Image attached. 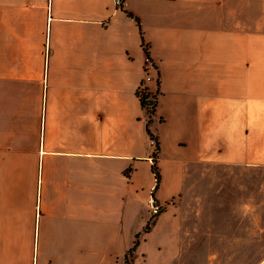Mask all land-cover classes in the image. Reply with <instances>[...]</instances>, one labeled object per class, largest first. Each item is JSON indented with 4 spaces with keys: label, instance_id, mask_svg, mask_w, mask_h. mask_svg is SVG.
<instances>
[{
    "label": "crops",
    "instance_id": "obj_1",
    "mask_svg": "<svg viewBox=\"0 0 264 264\" xmlns=\"http://www.w3.org/2000/svg\"><path fill=\"white\" fill-rule=\"evenodd\" d=\"M138 235L134 264H264V0H0V264Z\"/></svg>",
    "mask_w": 264,
    "mask_h": 264
},
{
    "label": "built area",
    "instance_id": "obj_2",
    "mask_svg": "<svg viewBox=\"0 0 264 264\" xmlns=\"http://www.w3.org/2000/svg\"><path fill=\"white\" fill-rule=\"evenodd\" d=\"M118 7H123L126 3V0H115ZM146 45L144 44V47ZM159 71V68L156 63L151 58H147L146 63L144 64L143 68V78L140 82L138 94L140 99L146 98L145 95L148 96L147 98V105H145V110L149 112L154 107V100L156 96L159 94L158 91H153L150 88V82H152L155 78V73ZM151 143L154 146V149H156L158 140L156 137H151ZM177 202V199L173 197L171 200H169L166 204H162L159 202L155 196H151L148 200L150 212H151V218H156L168 205H175Z\"/></svg>",
    "mask_w": 264,
    "mask_h": 264
},
{
    "label": "trees",
    "instance_id": "obj_3",
    "mask_svg": "<svg viewBox=\"0 0 264 264\" xmlns=\"http://www.w3.org/2000/svg\"><path fill=\"white\" fill-rule=\"evenodd\" d=\"M137 21H138L139 25L141 26V22H140V20L137 19ZM141 29H142V28H141ZM144 48H145L146 53H147V55H148L147 58H150V56H149V51H148V46L146 45ZM158 95H159V94H158ZM158 95L156 96V98H155V100H154V107H153L151 110H149V112H147V113L149 114V116H150V118H149V120H148V125H147L148 132L150 133V136H151V137H156L157 140H158V137L155 136V134L151 131V129H150V124H151V122H152V120H151V119H152V116H153V115L155 114V112H156L157 103H158ZM145 97H146L145 99H144V98H143V99L141 98L142 105H143L144 107H145V105H147V98H148V96L145 95ZM159 153H160V144H159V140H158V143H157L156 149L154 150V153H153V171H154V174H155V177H156V187H155V189L158 188V186H159V184H160V180H161V171H160V167H159ZM153 196H155V195L153 194ZM155 219H156V218H154V219H150V220L148 221V223H147V225H146V227H145V229H144V233H147V232L150 231V229H151L153 223L155 222ZM139 236H140V235L137 236V239L135 240L134 245L130 248V250H129L128 253L126 254V264H134V263H133V262H134V254H135V252H136V250H137V247H138V245H139Z\"/></svg>",
    "mask_w": 264,
    "mask_h": 264
}]
</instances>
